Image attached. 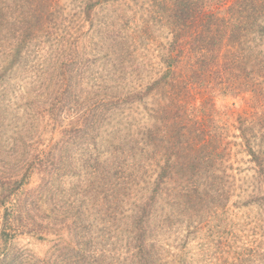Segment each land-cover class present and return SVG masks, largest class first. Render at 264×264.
<instances>
[{
	"label": "trees",
	"instance_id": "trees-1",
	"mask_svg": "<svg viewBox=\"0 0 264 264\" xmlns=\"http://www.w3.org/2000/svg\"><path fill=\"white\" fill-rule=\"evenodd\" d=\"M2 1L5 13L20 9L18 17L9 16L5 21L6 34L1 37L9 36L16 43L5 54L8 61L4 68L12 74L23 67L22 60L27 65V57H57L59 90L53 100L57 101L55 105L69 103L84 111V124L79 126L77 121L78 127L74 128L84 134L83 138H95L94 131L100 122V128L113 136L105 141L107 146L121 142L122 146L110 148L111 151L125 150L124 160L117 156L114 161L116 171L109 173L105 164L103 172L98 166L91 167L93 176L98 175L103 181L117 177L120 218L116 231L120 245L116 263L193 264L190 254L172 246L171 239H178L179 234L172 236L171 232L176 223L183 222L180 219L185 212H189L185 227H191L194 216L219 219L226 211L230 197L225 189L230 185L228 171L232 164L228 163L229 122L224 123L225 119L237 122L244 148L256 164L264 188V151L257 152L259 144L255 142V127L264 124V0H153L170 32V39L155 62L149 63L146 57H127L129 43L117 39L111 41L104 60L98 64L96 53L91 59L86 52L91 44L93 51L105 50L107 43L102 37L107 33L97 34L101 39L98 43H92L93 37L83 41L86 34L78 30L67 37L55 0ZM78 1L81 21L89 32L87 23L99 8L133 0ZM41 64L46 69L47 62ZM152 64L160 67L157 77L147 70ZM30 95L24 96L28 98L25 100L31 99ZM62 97L65 101H61ZM243 103L249 105L248 115L235 114L233 107ZM45 126V133L50 132V127L57 128L56 122L47 117ZM26 130L23 124L21 157L31 151L26 146ZM60 132L54 141L59 139ZM66 132L70 133L69 129ZM79 138L77 133L74 138L61 137L59 141L63 148L71 149V145L75 150ZM111 151L104 147L105 153ZM124 162L132 167L130 174L120 172ZM29 174L28 180L37 176L32 172L30 178ZM8 187L2 186L6 193L0 191V208L14 194ZM244 198L245 195H239L241 204L236 201L237 205L244 206ZM250 198L248 207L257 203L254 196ZM12 204L0 217V264H8L13 244L29 228L19 225ZM259 206L258 215L263 217L264 202ZM108 223L112 224L110 216ZM238 227L239 223H235L234 240ZM227 234H232V228ZM187 238L181 241L185 245ZM225 249V244L219 245L217 254ZM232 249L223 254H227L228 264H253L248 258L257 249L249 247L239 253ZM104 260L108 264L115 261L94 253L73 264H103Z\"/></svg>",
	"mask_w": 264,
	"mask_h": 264
},
{
	"label": "rangeland",
	"instance_id": "rangeland-1",
	"mask_svg": "<svg viewBox=\"0 0 264 264\" xmlns=\"http://www.w3.org/2000/svg\"><path fill=\"white\" fill-rule=\"evenodd\" d=\"M4 2L0 0L1 12ZM55 2H57V13L61 18L58 21L63 24L64 32L68 33L67 37L78 30L86 34L85 38L82 37L83 41L90 38L92 40L93 37L92 43L94 41L98 43L101 39L97 34L107 33L102 37V41L107 43L105 50L93 51L91 44L86 52L91 59L92 54L96 53L97 64L104 60L102 58L106 55L112 40L122 39L127 45L129 43L127 57H146L149 63H152L164 50L163 45H166L170 39V32L161 19L160 8L153 0L120 1L106 8H99L96 16L87 23L89 32H86L81 21L83 16L79 15L78 0L77 2L55 0ZM5 12V10L2 12L4 17L0 15V88L2 89L0 91V191L6 193V186L10 185V191L14 194L3 202L0 217L13 203L19 225L29 227L25 235L20 236L13 244V253L7 263L73 264L75 261L79 262L80 258L96 253L104 258L111 257L115 260L112 264H117V249L120 245L119 233L116 231L120 218L119 195L116 192L117 177L115 175L108 181L106 179L103 181L98 175L93 176L91 167L98 166L99 171L103 172L102 167H105V164L111 173L115 170L114 161L117 156L120 157V161L124 160L125 150L121 148L120 152L116 153L111 151L115 146H122L121 142L117 144L116 141L110 147L107 146L105 141L113 139V136L111 132H105L100 128V122L97 123L96 132L94 131L95 138H83L84 134L76 132L74 128L78 127V124L79 126L82 125L81 123L84 124L82 121L84 111L68 102L66 105H62L63 102L58 106L55 105L57 101L53 100L59 90L57 57L47 54H43V57H27L29 60L27 65H24L25 62L21 59L24 62H21L23 67L13 71L14 74H11L8 68H4V64L8 61L5 54L9 53V47L16 43V40L9 36L1 37L6 34L5 21L9 16L13 19L18 17L20 9L10 10L12 13ZM41 62H47L46 69L42 68ZM158 69L160 67L157 68L152 64L147 70L153 77H157ZM29 93L31 99L25 100L28 98L24 96ZM61 101H65V98L62 97ZM229 103L233 104L232 101ZM248 104L247 107L244 103L233 107L235 114L248 115ZM54 105L55 107L52 108ZM46 117L56 122L57 128H49L51 133H45ZM77 121L79 123L75 125ZM224 123H228L229 127L228 163L232 164L231 170L228 171L230 185L225 189L229 193L230 202L219 219L212 216L200 219V216H194L191 227H185L184 223L189 212L183 213L180 219L183 222L176 223L171 232L172 236L174 233L179 234L178 239L173 237L175 240L171 239V243L174 248L180 247L186 251L185 253L190 254L193 264H228L227 254H223L232 247L237 253L242 249L248 250L249 247L257 249L253 254L257 258L251 256L248 260L253 264H264V256H262L264 216L260 215V218L258 215L261 213L259 203L264 202L263 178L258 176L257 166L244 148V140L237 130V122L225 119ZM23 124L27 129V132H24L26 146L31 150L25 157H21ZM66 128L71 134L64 133ZM255 131L258 132L255 142L259 144L256 151L261 152V149L264 151V124L262 126L258 123ZM59 132L60 140L61 137H65V140L74 138L78 133L80 144H75L77 146L75 150L71 145V149L63 148L59 139L54 141L55 135L57 136ZM104 147L111 152L105 153ZM128 158L130 156L126 161ZM121 169L120 172L126 171L130 174L132 167L124 162ZM32 172L37 176L34 179H26L29 173L30 178L34 175H31ZM120 172L118 173L121 174ZM239 195H245L244 206L239 205L241 204ZM252 196L257 203L248 207L247 202ZM108 216L111 217V225L108 223ZM235 223H239L236 240L232 238ZM231 228L232 234H227ZM186 236L188 238L185 245L181 241ZM183 244L184 248H181ZM223 244L226 249L221 252L223 255L221 256L217 252L219 245L222 247ZM71 256L73 258L69 259ZM103 264L108 263L104 260Z\"/></svg>",
	"mask_w": 264,
	"mask_h": 264
}]
</instances>
